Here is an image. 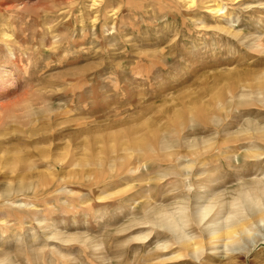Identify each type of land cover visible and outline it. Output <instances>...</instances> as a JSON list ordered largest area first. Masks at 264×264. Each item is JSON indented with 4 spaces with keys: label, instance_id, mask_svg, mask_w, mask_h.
Returning a JSON list of instances; mask_svg holds the SVG:
<instances>
[{
    "label": "rangeland",
    "instance_id": "374dc122",
    "mask_svg": "<svg viewBox=\"0 0 264 264\" xmlns=\"http://www.w3.org/2000/svg\"><path fill=\"white\" fill-rule=\"evenodd\" d=\"M0 264H264V0H0Z\"/></svg>",
    "mask_w": 264,
    "mask_h": 264
},
{
    "label": "bare ground",
    "instance_id": "6f19581e",
    "mask_svg": "<svg viewBox=\"0 0 264 264\" xmlns=\"http://www.w3.org/2000/svg\"><path fill=\"white\" fill-rule=\"evenodd\" d=\"M242 196V195H241ZM244 198L246 199V202H248V200H247V198L244 196ZM239 202V201H238ZM249 204H248V206L249 207H255V206H253V203L254 202H248ZM260 205V204H259ZM252 208V209H253ZM255 209V208H254ZM258 211V210H257ZM180 213V212H179ZM183 214V216H185L184 215V212L182 213ZM182 214H179L180 216L182 215ZM177 214H175V216H176ZM259 216H261L260 215V213H259ZM151 217V216H150ZM182 217V216H181ZM181 217H179V218H181ZM178 218V217H177ZM178 218V219H179ZM262 218L263 217H260L259 219L260 220H262ZM182 219V218H181ZM183 220V219H182ZM246 221V220H245ZM244 220H242L241 222H243V223H246ZM181 223L183 224V222L181 221ZM187 223V222H186ZM167 226L168 227H170L171 229H175L176 228V226H177V224L176 223H167ZM248 227V225L247 224H245L244 226H243V228L241 227V232H244V230H246V229H248L247 228ZM237 231V229H236V224H234V223H230V224H227L226 226H224V227H219L218 229H216V230H213V231H211L210 232V235H211V237L213 236V235H217L218 233H222V232H224V233H227V234H233V233H235ZM190 235V234H189ZM181 240V242H183V243H185L186 245H190V241H189V238H187L186 236H182V238L180 239ZM226 244V243H225Z\"/></svg>",
    "mask_w": 264,
    "mask_h": 264
}]
</instances>
